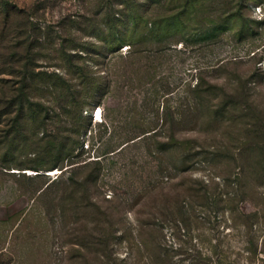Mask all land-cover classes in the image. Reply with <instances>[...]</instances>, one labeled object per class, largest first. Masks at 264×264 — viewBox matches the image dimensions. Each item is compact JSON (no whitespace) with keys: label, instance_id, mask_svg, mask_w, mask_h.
Instances as JSON below:
<instances>
[{"label":"rangeland","instance_id":"obj_1","mask_svg":"<svg viewBox=\"0 0 264 264\" xmlns=\"http://www.w3.org/2000/svg\"><path fill=\"white\" fill-rule=\"evenodd\" d=\"M19 3L0 264H264V0H195L114 44L101 0Z\"/></svg>","mask_w":264,"mask_h":264},{"label":"trees","instance_id":"obj_2","mask_svg":"<svg viewBox=\"0 0 264 264\" xmlns=\"http://www.w3.org/2000/svg\"><path fill=\"white\" fill-rule=\"evenodd\" d=\"M101 1L104 5L102 13H104L105 29L112 30L115 28V32L108 39L109 44H114L120 42L125 36L130 38L128 39L130 43H134L135 39L133 36L142 23L144 29H149L148 25L153 24L154 29L156 28L155 31H152L153 33L156 32L154 36L164 38V29L172 28L173 21L183 19L188 13L189 5L195 0ZM25 7V5L19 3V0H0V54H2V58H0V74L5 72L6 68L13 67L15 70L20 64H23L21 53L25 46L26 48L32 46L33 40H30V32H32V25L34 24L31 21L32 16L25 11ZM88 18L91 17L86 19ZM79 29L85 30L83 27H79ZM36 30L34 28V35ZM149 31L151 30L149 29ZM107 35L110 36L109 33ZM146 37L147 35H143L140 40L146 39ZM66 48L77 49L78 46L73 44ZM5 97V92L1 89L0 114L11 112L3 111L5 110L3 107L8 106V100ZM12 105L15 106V114L21 113L24 109V102L18 97L17 102H12ZM247 148L249 147L243 149ZM254 148L259 149L261 147ZM243 149L234 155V161L244 162L241 155Z\"/></svg>","mask_w":264,"mask_h":264},{"label":"bare ground","instance_id":"obj_3","mask_svg":"<svg viewBox=\"0 0 264 264\" xmlns=\"http://www.w3.org/2000/svg\"><path fill=\"white\" fill-rule=\"evenodd\" d=\"M99 109H98V111L95 113V114H97V116L95 117V119H99L100 118V115H99Z\"/></svg>","mask_w":264,"mask_h":264}]
</instances>
